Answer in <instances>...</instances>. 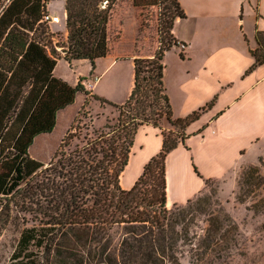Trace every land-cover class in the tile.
<instances>
[{
    "label": "trees",
    "instance_id": "obj_1",
    "mask_svg": "<svg viewBox=\"0 0 264 264\" xmlns=\"http://www.w3.org/2000/svg\"><path fill=\"white\" fill-rule=\"evenodd\" d=\"M122 1L64 0L66 40L60 41L41 22L44 0H0V234L14 219L24 225L9 264H180L190 253L192 264H202L230 255L229 229L215 218L192 230V199L166 207L165 159L213 104L173 118L163 58L176 46L173 22L185 17L176 0H131L133 7L163 5L166 18L159 19L153 55L133 59V86L124 103L113 106L116 117L101 129L80 126L86 99L48 163L29 155L34 139L53 131L57 112L77 93L105 105L83 88L84 78L70 86L53 71L60 59L87 61L93 70L106 57L109 22ZM255 42L246 73L264 63V32ZM161 121L179 136L162 131ZM143 125L161 130L162 146L124 190L120 176Z\"/></svg>",
    "mask_w": 264,
    "mask_h": 264
},
{
    "label": "crops",
    "instance_id": "obj_2",
    "mask_svg": "<svg viewBox=\"0 0 264 264\" xmlns=\"http://www.w3.org/2000/svg\"><path fill=\"white\" fill-rule=\"evenodd\" d=\"M176 1L185 17L173 22L171 33L184 46L183 59L177 46L163 58L165 64L164 60L171 55L169 65H164L163 81L173 117L185 118L211 101L213 104L187 127L184 144L178 145L165 159L167 206L185 204L205 188L206 181L222 180L237 167L255 164L264 158V63L246 73L254 62L249 51L256 48L255 34L264 32V0ZM49 3L46 0L45 11L50 14ZM63 15L66 33L65 10ZM113 49L109 48L100 76L94 82L89 81L90 77L85 80L88 82L85 89L91 94L97 93L108 69L123 60L132 64L133 86V59L140 56H135L134 51L124 54ZM79 77L70 86H75ZM85 101L84 95L75 113L70 115L59 143ZM71 106L57 112L55 127L60 115L67 113ZM87 111L91 124L96 126L100 115L93 116L89 105ZM160 126L162 131H169L165 121ZM161 130L151 125L138 128L128 164L120 176L122 189H130L144 165L159 153ZM51 133L41 134L34 140ZM126 173L131 174L127 182L124 181Z\"/></svg>",
    "mask_w": 264,
    "mask_h": 264
},
{
    "label": "rangeland",
    "instance_id": "obj_3",
    "mask_svg": "<svg viewBox=\"0 0 264 264\" xmlns=\"http://www.w3.org/2000/svg\"><path fill=\"white\" fill-rule=\"evenodd\" d=\"M144 1L141 0V3H146ZM48 9L50 14H55L60 19L59 24L48 26L49 31L55 35L56 39L65 41L63 0H50ZM165 15L166 12L161 4L133 7L131 0L118 2L108 26L109 48L113 47L114 52L124 54L134 51L135 56L140 57L152 55L159 45V19L164 20ZM176 46L179 47L177 43ZM180 50L183 51L181 48ZM171 52L174 53V51ZM170 56L167 61L164 60V65H169ZM106 63L105 57L98 61L91 70L87 61L67 65L63 60H59L54 68V76L69 85L75 84L77 76L85 80L90 77L89 81L94 82L93 79L100 76L99 70L105 68ZM85 80L81 82L84 89L88 85ZM131 88L132 64L127 60L118 61L102 78L97 93L92 94L105 101V105L102 106L99 101L86 96V108L78 116L80 126L91 125L92 119L89 120L87 117L89 105L93 116L100 115V118L95 121L97 125L92 126L95 129H101L107 121L116 117L113 106L121 105L125 97L129 95ZM83 98L82 93L76 94L68 112L60 115L54 131L48 137L40 136L33 141L28 151L31 158L44 164L49 162L59 146L58 143L70 115L75 113ZM101 115H103L102 118ZM161 123L162 121L160 125ZM168 128L169 131L166 132H173V136H179L178 128L169 125ZM128 174L126 173L124 177L125 182L131 175ZM192 200L194 202L193 210L190 211L194 218L192 230L200 232L205 228V222L209 218H215L222 224V228L229 229L226 237L231 239L229 257L220 255L217 257L219 259H213L209 256L204 259L208 263L202 264H264V158H259L255 164L237 167L222 180L207 181L205 188ZM166 207L171 208L172 206L166 205ZM23 227L21 220L14 219L1 232L0 264H9L10 256ZM223 248L226 246L223 245ZM190 255L191 253L184 255L180 264H192Z\"/></svg>",
    "mask_w": 264,
    "mask_h": 264
},
{
    "label": "built area",
    "instance_id": "obj_4",
    "mask_svg": "<svg viewBox=\"0 0 264 264\" xmlns=\"http://www.w3.org/2000/svg\"><path fill=\"white\" fill-rule=\"evenodd\" d=\"M41 22L46 26H50L52 24L57 25L60 23V19L58 16H52L49 13L45 12L42 16ZM177 45L179 46V48L184 49V46L182 44L177 43Z\"/></svg>",
    "mask_w": 264,
    "mask_h": 264
}]
</instances>
